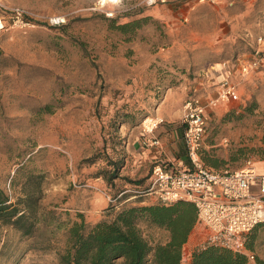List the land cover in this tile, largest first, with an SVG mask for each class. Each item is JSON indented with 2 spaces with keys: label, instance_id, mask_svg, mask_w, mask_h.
<instances>
[{
  "label": "rangeland",
  "instance_id": "obj_1",
  "mask_svg": "<svg viewBox=\"0 0 264 264\" xmlns=\"http://www.w3.org/2000/svg\"><path fill=\"white\" fill-rule=\"evenodd\" d=\"M2 2L0 187L34 216L31 234L0 220V264H61L67 229L80 214L92 225L137 200L115 207L109 197L148 183L153 164L138 161L139 148H148L144 121L160 117L166 91L185 79L187 67L171 62L177 57L203 64L189 76L201 78L204 68L227 59L237 76L239 97L208 109L203 154L219 160V170L260 159L252 150L264 147V64L244 81L237 69L261 46L264 0ZM17 8L19 20L11 17ZM55 18L64 21L53 24ZM134 20L140 27L128 34L117 28ZM109 161L119 165L112 181L105 178ZM142 226L155 241L168 238ZM205 236L203 228L193 230L187 250ZM255 238V251L264 254V227Z\"/></svg>",
  "mask_w": 264,
  "mask_h": 264
},
{
  "label": "built area",
  "instance_id": "obj_2",
  "mask_svg": "<svg viewBox=\"0 0 264 264\" xmlns=\"http://www.w3.org/2000/svg\"><path fill=\"white\" fill-rule=\"evenodd\" d=\"M166 0H147L153 5ZM203 1V0H201ZM0 0V30L5 27L6 11ZM20 9H13L11 17L20 19ZM64 19L55 18L51 22L60 24ZM261 46L255 49L252 60L241 64L245 75L259 69L264 58V31L258 37ZM239 97V85L226 77L218 85L215 96L193 95L184 104L182 122L185 125L184 142L189 165L184 162L168 166L161 161L155 162L150 170L148 184L142 190L133 191L137 195H152L166 204L188 201L197 209V227L205 230V239L199 246L217 244L234 250L245 251L246 235L259 223L264 222V174H259L252 161L236 170H214L205 166L201 151L207 130L208 109L219 103H228ZM162 122L160 117L144 121L143 144L157 147L159 138L153 135L154 129ZM131 196L129 199L136 197ZM118 197H109L116 202ZM192 251L183 248L182 262L191 259ZM254 259V255H249Z\"/></svg>",
  "mask_w": 264,
  "mask_h": 264
},
{
  "label": "trees",
  "instance_id": "obj_3",
  "mask_svg": "<svg viewBox=\"0 0 264 264\" xmlns=\"http://www.w3.org/2000/svg\"><path fill=\"white\" fill-rule=\"evenodd\" d=\"M140 21L134 20L118 24L117 28L128 34L139 28ZM1 51V49H0ZM245 154L246 150H240ZM260 159H264V147L252 150ZM201 158L208 168L219 170L220 161L211 153L201 151ZM113 169L105 178L109 181L118 176L119 165L109 161ZM126 190H142L136 187H124L114 196ZM125 192L114 203L125 204L135 193ZM132 193V194H131ZM127 203L112 219L100 220L92 225L86 223L80 214L79 221H74L68 227V247L61 254V264H248L249 256L245 251L234 250L217 244L198 246L192 251L191 259L183 263V248L197 225V209L188 201H176L170 204L157 201L154 204L141 205L144 199ZM133 198V199H134ZM128 199V200H127ZM125 200H127L125 202ZM32 208L26 204L20 210L18 203H13L10 196L0 187V220L24 233L31 234L33 224L29 219L34 216ZM149 228L162 229L168 232L164 241H155L148 236L142 225ZM264 227V222L257 224L245 237L246 250L254 251L255 235L258 229ZM258 264H264V259L256 257Z\"/></svg>",
  "mask_w": 264,
  "mask_h": 264
},
{
  "label": "crops",
  "instance_id": "obj_4",
  "mask_svg": "<svg viewBox=\"0 0 264 264\" xmlns=\"http://www.w3.org/2000/svg\"><path fill=\"white\" fill-rule=\"evenodd\" d=\"M170 52H175V51L170 48ZM183 58L185 57L184 56L181 58L177 57L176 60L173 59L171 62L172 63L175 62V64L179 67L186 66L187 72L189 74L192 73V72L190 73L189 71L190 67L193 68V72H197L195 70H198L203 66V64L199 63V61L195 57L190 58L189 55H187L185 59ZM244 61H245L244 59L238 61L239 67L237 69V72H239V74L240 73L242 74L241 80L245 79L246 76L241 72L240 69L241 64ZM201 72L204 73L202 76L199 75L201 78H198L197 75L189 76L187 73L186 75H184L185 79L183 81H181L179 84L166 91L164 99L157 109V114L161 117L162 122L153 131V135L160 139L161 144L157 147L143 148V150H140L139 148L138 151L139 164H147V163L154 164L157 161H161L166 165L171 164L176 166L179 163V161L186 163L185 158L187 157V154H186V146L184 142L185 125L182 122L183 115L185 112L184 104L186 100L193 95L206 97L207 95L216 93L219 83L224 78L229 77L232 79L233 77H237L235 75L236 73L234 72L233 68L230 65V60L228 59L223 60L221 62H216L215 64H211L209 67L204 68ZM198 74L201 73L199 72ZM214 74H216V76ZM215 77L219 80V82L215 80ZM242 82L240 81V84ZM215 85L217 87H215ZM253 163L257 169V172L259 174H264V159L254 160ZM127 200H125V202ZM133 203L135 204L137 202H133ZM154 203L156 202L149 201L147 199H144L142 202H139V204H154ZM195 229L196 227L194 228V230ZM189 243H190V238L184 247H186V245ZM196 246L197 245H194L192 249H190L189 251H193L196 248ZM245 252L248 254V256L251 254L254 255V259H251L249 257L248 264H258L256 262L255 255L260 259H264V254L255 251V249L254 251L245 250Z\"/></svg>",
  "mask_w": 264,
  "mask_h": 264
}]
</instances>
